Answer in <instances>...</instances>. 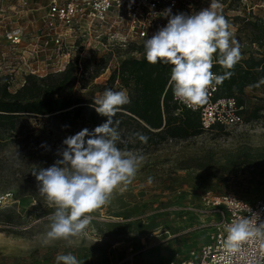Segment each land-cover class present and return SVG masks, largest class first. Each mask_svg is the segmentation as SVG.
Instances as JSON below:
<instances>
[{"label":"rangeland","instance_id":"rangeland-1","mask_svg":"<svg viewBox=\"0 0 264 264\" xmlns=\"http://www.w3.org/2000/svg\"><path fill=\"white\" fill-rule=\"evenodd\" d=\"M1 1L15 4L14 0ZM48 2L36 0L35 10L24 11L19 19L26 30L24 47L19 52L10 51L0 32V82L6 78L12 94L22 90L24 82L32 87H56L61 78L55 77L60 73H51L50 53L45 51L44 42L35 39L45 31L43 16ZM218 2V11L229 22L241 55H264L261 33L251 26L256 22L264 24V2ZM210 3L211 0H189L187 8L181 6L173 14H192ZM108 35L115 38L111 46H107ZM97 36L100 40L88 37L85 44L73 50L70 60L77 72L60 97L94 103L105 89H123L129 94V87L120 79L111 83V78L123 60L144 56L145 41L130 40L127 27L118 25L100 28ZM28 49L37 52L34 58ZM32 70L38 76H27ZM244 108L245 122L240 127L205 131L187 141H170L152 150L118 147L144 159L132 182L123 191L117 189L108 204L91 214L94 219L86 235L76 238L73 246L64 240L48 246L42 243L54 208L39 194L32 174L35 167H49L61 158L58 153L66 147L63 141L71 136L70 130L54 115H24L17 120L15 130L2 127L0 193L11 191L14 201L0 208V264H56L58 254L69 252L80 264H168L175 254L188 257L198 252L218 219L205 206L207 194H231L248 202L264 197L263 86L251 90ZM257 108L262 109L261 118L247 121ZM84 128L80 125L74 135ZM117 141L126 143L123 131Z\"/></svg>","mask_w":264,"mask_h":264},{"label":"clouds","instance_id":"clouds-1","mask_svg":"<svg viewBox=\"0 0 264 264\" xmlns=\"http://www.w3.org/2000/svg\"><path fill=\"white\" fill-rule=\"evenodd\" d=\"M219 9L218 0H211L207 7L192 14H172L171 8L165 9L157 15L167 18L166 26L144 42V59L148 63L172 66L169 86L173 97L189 108L205 103L209 87L231 75V71L223 76L213 73L214 62L231 70L242 58L239 42ZM129 103L126 90L105 89L94 98V105L97 114L106 117V121L91 132L84 128L67 137L63 141L66 147L58 153L60 159L49 167L33 170L39 194L54 208L42 241L45 246L58 240L73 246L76 238L86 235L94 219L91 214L108 204L117 189L123 191L135 178L144 158L117 147L119 133L113 126V118ZM135 135L147 142V137ZM151 180L149 177V183ZM257 218H238L226 225L223 247L228 254L240 253L243 258L244 246L252 244L264 249V221L258 222ZM55 262L80 264L71 252L58 254ZM248 264L259 261L252 259Z\"/></svg>","mask_w":264,"mask_h":264},{"label":"built area","instance_id":"built-area-1","mask_svg":"<svg viewBox=\"0 0 264 264\" xmlns=\"http://www.w3.org/2000/svg\"><path fill=\"white\" fill-rule=\"evenodd\" d=\"M14 1L15 4L6 5L0 0L1 37L12 53L19 52L24 47L26 30L19 24V19L24 11L32 12L36 6V0ZM188 3L189 0H49L43 16L45 31L35 39L42 40L45 51L50 53L48 66L51 73H63L71 64L70 59L76 46L85 44L88 37H96L98 40L100 28L126 26L130 40L145 41L168 22L166 17L157 14L168 8H171L173 14L181 6L187 8ZM118 17L120 21L116 20ZM114 39L113 35H108L107 46H111ZM93 51L96 52L95 49ZM27 52L33 58L37 54L35 50L28 49ZM78 66L81 67V62ZM31 75L38 76V73L32 70L27 76ZM23 85H26L25 82ZM218 92L219 84L214 83L208 89L207 101L195 108L179 103L174 97L173 102L178 108L177 112L189 110L197 113L204 131L242 126L245 122L244 106H240L235 97L217 98ZM13 201L11 191L0 193V208L9 206ZM204 202L207 210L218 216L210 228L206 243L198 252L191 253L188 257L175 254L168 264H248L252 259L264 264V249L257 244L245 245L243 258L240 253L228 254L223 247L227 224L243 217L257 220L258 216V222L264 221V197L256 202H248L231 194H207Z\"/></svg>","mask_w":264,"mask_h":264},{"label":"trees","instance_id":"trees-1","mask_svg":"<svg viewBox=\"0 0 264 264\" xmlns=\"http://www.w3.org/2000/svg\"><path fill=\"white\" fill-rule=\"evenodd\" d=\"M251 26L256 32L261 33V41H264V24L256 22L251 23ZM171 68L169 64H150L143 56L141 59L123 60L114 72L111 83L120 79L129 87L131 99V103L122 106V110L113 118V126L117 132L125 133L126 143L117 141V147L126 150L144 147L145 150H152L164 143L187 141L205 132L197 113L189 110L177 112L178 108L173 102L169 86ZM212 71L218 76L231 71V75L219 84L217 98L235 97L240 106L245 105L247 88L264 87V55L258 53H250L231 70H226L214 62ZM75 72L76 65L70 64L66 71L55 75L61 77L56 87L49 85L32 87L26 84L15 94L9 92L6 78L1 79L0 129L7 127L8 131L15 130L17 120L24 115L42 118L54 115L67 126L71 136L80 125L91 132L104 123L107 118L97 114L94 103L84 102L72 96L60 97L74 79ZM53 94H59L58 98H48ZM261 111V108H257L247 121L261 118ZM136 133L147 137V142L140 140Z\"/></svg>","mask_w":264,"mask_h":264},{"label":"crops","instance_id":"crops-1","mask_svg":"<svg viewBox=\"0 0 264 264\" xmlns=\"http://www.w3.org/2000/svg\"><path fill=\"white\" fill-rule=\"evenodd\" d=\"M241 56L242 58L240 60H242L243 58H247L249 54H242ZM251 90H254V88H247L245 90V98H244L245 100H247V97L251 95Z\"/></svg>","mask_w":264,"mask_h":264}]
</instances>
